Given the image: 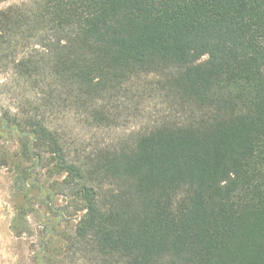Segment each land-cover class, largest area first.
<instances>
[{"label": "trees", "instance_id": "trees-1", "mask_svg": "<svg viewBox=\"0 0 264 264\" xmlns=\"http://www.w3.org/2000/svg\"><path fill=\"white\" fill-rule=\"evenodd\" d=\"M10 63L35 87L91 98L154 76L177 115L75 164L37 99L1 114L0 138L19 150L0 163L32 161L25 186L49 202L32 177L52 165L81 213L58 249L44 238L61 220L48 222L35 264H264V0H35L0 11Z\"/></svg>", "mask_w": 264, "mask_h": 264}, {"label": "rangeland", "instance_id": "rangeland-1", "mask_svg": "<svg viewBox=\"0 0 264 264\" xmlns=\"http://www.w3.org/2000/svg\"><path fill=\"white\" fill-rule=\"evenodd\" d=\"M20 5L31 8L35 0H0V11ZM5 67H0V116L4 112L18 113L28 102L37 99L43 112L39 113L41 119L57 135L67 159L75 164H83L87 156L99 150L115 149L130 137L177 116L163 102L161 93L150 89L149 82L156 79L154 76L136 78L124 91L91 98L79 94L71 85L49 86L47 83L35 87L33 80L19 78L11 63ZM50 87L56 89L57 95L51 107L44 104ZM94 110L103 113L106 119L95 120ZM18 143L16 137L9 141L0 138V160L7 151L18 153ZM18 161L21 170L20 166L12 168L9 161L7 165L0 163V264H35L33 254L40 247L48 222L55 218L61 220L55 233L44 238L50 240L51 248L58 249L62 244L61 236L73 229L81 215L75 204L69 203L68 196L61 194L59 184L64 175L56 174L45 161L37 163L33 184L51 190L54 198L49 202L40 198L35 188L25 186L22 169L33 162L22 163L20 158Z\"/></svg>", "mask_w": 264, "mask_h": 264}]
</instances>
